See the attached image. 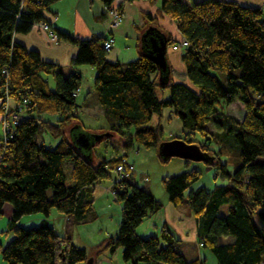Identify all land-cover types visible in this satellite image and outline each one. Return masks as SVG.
Listing matches in <instances>:
<instances>
[{
	"label": "trees",
	"instance_id": "16d2710c",
	"mask_svg": "<svg viewBox=\"0 0 264 264\" xmlns=\"http://www.w3.org/2000/svg\"><path fill=\"white\" fill-rule=\"evenodd\" d=\"M55 1L0 0V113L8 96L16 102L9 113L17 117L6 140L0 131V216L5 202L12 205L6 230L12 237L0 246L4 262L88 264L90 256L85 247L73 242L71 228L96 219V184L125 158V154L110 158L96 155L94 146L114 137L123 150L137 143L155 147L158 154V145L166 139L162 112L169 108L185 132L167 139L180 137L198 143L208 155L206 163L215 166L227 183L192 188L201 177L196 168L165 176L162 182L168 201L186 205L193 213L198 244L208 249L218 264H264V233L257 224V219L264 221V5L246 6L233 0H160V9L187 42L181 59L188 85L174 82L171 69L169 79L160 81L158 66L143 52L125 63L110 61L102 45L105 37L85 40L57 30L58 40L78 48L70 60L71 72L64 75L57 64L43 61L38 51L13 38L15 33L29 32L39 21L46 22L44 13ZM100 1L108 10L113 7L114 0ZM123 5L124 0L114 7L121 15ZM143 16L155 26L154 17ZM155 27L165 35L167 46L173 44L169 35ZM83 64L95 68L91 92L108 121V127H99L96 133L81 123L79 110L85 105L78 104L74 95L81 84L76 68ZM3 69L8 71L7 77ZM50 74L53 88L47 78ZM157 88H169L170 96L159 98ZM220 101L226 106L239 102L244 110L242 119L220 112ZM44 113L56 115V119L45 120L41 117ZM154 115L157 121L152 125ZM207 123H212L214 130ZM71 128L73 133L95 134H91L96 136L91 150L67 139ZM195 132L206 141L194 140L191 135ZM42 133L57 138L55 145L46 146L42 137L39 141ZM227 133L238 147L239 164L233 170L221 161L220 156L228 150L223 140L218 139L217 150L208 142ZM112 192L121 202V217L117 232L93 247L98 253H112L121 246L122 258L129 264L204 262L187 259L177 249L180 238L166 222L157 235L137 233L144 219L163 204L135 184L133 175L115 180ZM224 206L225 213H221ZM52 208L66 217L64 233L56 232L45 220L29 228L18 225L21 216L38 212L48 216Z\"/></svg>",
	"mask_w": 264,
	"mask_h": 264
},
{
	"label": "crops",
	"instance_id": "0c3cea01",
	"mask_svg": "<svg viewBox=\"0 0 264 264\" xmlns=\"http://www.w3.org/2000/svg\"><path fill=\"white\" fill-rule=\"evenodd\" d=\"M121 1L123 0H114L112 6L116 7ZM233 1L246 6L261 7L264 5V0ZM146 13L155 18V26L165 32L166 35H169L172 39V43H179L183 39L174 21L160 9V0H124L122 12L123 20L113 27L110 26L111 16L108 12V8L100 0H57L50 5L49 10L44 13V16L46 22L55 32H57V30L64 31L72 36L85 40H94L99 37H113V45L109 49L106 57L110 61L125 63L135 59L140 52H142L140 47V36L142 31L149 26L147 20L143 16V14ZM13 38L26 48L38 51L43 61L57 64L64 75L71 72L70 60L78 49L75 44L58 39L52 40L48 32L40 28L38 23H35L27 33H15ZM182 51L183 47L174 50L172 49V44H170L167 46L166 58L170 65L172 80L174 82H182L189 85L184 63L181 59ZM76 70L81 74V84L76 92V102L78 104L84 103L85 105L83 107L81 106L82 108L80 109L91 111L93 107H95L98 111L103 113L102 107L97 103L94 94L91 92L93 91V85L88 86V91L85 93L83 89V73L89 71V73L94 76L95 68L92 66L87 67L86 64H83L77 66ZM47 78L49 86L52 88L50 84L52 81L54 82L53 75L50 74ZM78 97H80V100L77 99ZM8 104L9 107H14L16 102L10 99ZM242 112L244 114L243 108ZM41 117L49 121H54L56 119V115L53 114L44 113ZM161 126L163 131L167 130L170 137L182 136L185 132L180 120L174 116L172 110L169 108L164 109L162 112ZM101 127L107 128L108 126ZM207 180L208 184L211 183L209 179ZM212 185L213 183L210 187ZM199 186L206 187L205 185H196L193 188ZM164 205L166 206V210H168L167 215L165 214L164 222H166L180 238V244L181 242H194L199 247L196 236V217L189 208L186 205L175 206L169 202L168 199ZM257 224L263 229L264 233V221L257 219ZM52 226L56 232H58L56 227L54 225ZM62 229V231H65V226ZM198 250L200 253L197 256ZM180 252L184 255L182 250H180ZM187 252L191 256L190 259L198 258L210 264H218L216 258L208 249L204 251V248L199 247L196 249V256H192L193 253L190 249L187 250ZM89 256L90 259L92 258V263L89 264H102L98 256L94 253H91Z\"/></svg>",
	"mask_w": 264,
	"mask_h": 264
},
{
	"label": "rangeland",
	"instance_id": "374dc122",
	"mask_svg": "<svg viewBox=\"0 0 264 264\" xmlns=\"http://www.w3.org/2000/svg\"><path fill=\"white\" fill-rule=\"evenodd\" d=\"M86 66L90 67L89 65ZM93 81L94 76H92L89 71H85L82 76L84 93L88 91V86L93 85ZM50 85L53 88L54 82L52 81ZM156 94L159 98H167L170 96V89L164 88L162 90L157 88ZM77 99L80 100V97H78ZM9 100L10 99L6 100L7 105H9ZM217 107L220 112L229 113L239 120H241L243 117L242 105L239 102H233L226 106L222 101H220V104ZM79 119L85 128L95 133L98 131L97 128L101 126H108V121L106 120L104 114L98 111V109L95 107H93V110L91 111H87L84 109L79 110ZM156 119L157 117L156 115H154L151 121L152 125L155 124ZM207 127L210 130H214V125L212 123H207ZM163 132L164 138L167 139L170 137L167 130ZM222 136L220 137V135L218 134V136L215 135L213 138H211L208 141L209 146L213 150H217L220 144V141L218 139L223 140L224 144L228 147V150L225 154L220 156L221 161L228 164L229 170H233L239 164V158L237 156L238 147L234 142V138L229 137V133L225 134V136L223 137ZM41 137L43 138L44 144L50 147L54 146L58 140L48 133H42L41 135H39V141L41 140ZM191 137L199 142L206 141L204 136L199 132H195L191 135ZM67 139L70 142L73 141V136L70 134V132H67ZM114 141H116V138L112 137L110 139L99 142L94 146V153L96 155H102L104 158H110L114 155L125 154V158L135 167V171L133 173L134 183L144 187L149 192H151L156 199L160 200L163 203V205L168 199L162 182L165 176L178 174L180 172L196 168L201 172V177L193 184L192 188L196 185H205L206 188H210V185L212 183H227L226 180L220 178L215 166L207 164L204 161L185 160L175 156L163 161L159 158L155 147H144L142 145L134 143L130 149L123 150L121 147L117 146ZM116 179L117 174L113 170H111L109 177L100 180L99 183L96 184L94 192V208L97 213L96 219L71 228L73 242L79 246L85 247L88 255H90L91 253L97 255L102 264L127 263L124 262L122 258L123 248L121 246H118L113 253H111L109 250H103L102 252L98 253V250H95L93 248L95 245L97 246L98 244H100L109 235H114L117 232L118 223L121 217V202L115 199L112 192L113 183ZM207 179L211 181V183H209L210 185L208 184ZM225 210L226 207H222L221 213H225ZM167 211L168 210H166V206L164 205L158 212L150 214L144 219L142 224L137 227V233L143 237L148 236L150 233L155 235L159 234V227L164 222L165 214L167 215ZM11 213V203L5 202L2 208V215L0 216V246L5 245L12 237V233L6 231L8 221L11 218ZM43 220L51 225H54L58 232L64 233V231H62V228H64L65 226L66 217L63 213L59 212L55 208H52L50 210V214L48 216L40 212L25 214L18 220V225L21 227L29 228L38 226ZM199 247L201 246L199 245ZM199 247L194 242H181L180 245H177V249L182 250L184 256L187 259L191 258L187 250H192V256H196V249H198ZM197 252L198 256L200 251L198 250ZM0 263L6 264L2 259L1 252Z\"/></svg>",
	"mask_w": 264,
	"mask_h": 264
},
{
	"label": "water",
	"instance_id": "95a60500",
	"mask_svg": "<svg viewBox=\"0 0 264 264\" xmlns=\"http://www.w3.org/2000/svg\"><path fill=\"white\" fill-rule=\"evenodd\" d=\"M140 47L141 51L158 66L160 71L159 80L166 82L169 79L170 67L166 58L167 43L165 35L155 26L149 25L141 33ZM73 126L76 127V125ZM72 130L71 128L69 131L73 136L72 143L81 149L91 150L92 141L96 138V136L94 138L92 135L95 134L83 131H76V134ZM158 155L165 160L175 156L185 160L208 161L207 153L200 148L198 143L188 142L180 137H172L161 141L158 145ZM90 260H88V264Z\"/></svg>",
	"mask_w": 264,
	"mask_h": 264
},
{
	"label": "built area",
	"instance_id": "2783aa9c",
	"mask_svg": "<svg viewBox=\"0 0 264 264\" xmlns=\"http://www.w3.org/2000/svg\"><path fill=\"white\" fill-rule=\"evenodd\" d=\"M108 12L111 16V21H110L111 27L116 26L122 22L123 17L117 11L116 8L112 7L108 10ZM38 24L43 30L48 32L52 40H57L56 33L50 28L47 22L39 21ZM113 42H114L113 37H108L104 39L102 43L103 48L108 51L112 47ZM186 44H187L186 40L182 39L179 43H173L172 49L174 50L180 49L181 47H184ZM2 72L7 77L8 71L6 69H3ZM76 92L77 91L74 92V95H76ZM8 99H12V98L7 96L6 100ZM9 108L11 107H9L7 103H5V105L3 106V111L1 113V118H0V128H1V133L3 135L4 140L8 138L11 126L17 122L16 114L9 113ZM113 171L117 174L116 181L120 182L122 179L127 178L130 175H133L135 171V167L131 162H128L126 158H122V160L114 167ZM199 245L201 246L202 244L199 243ZM202 264H210V263L204 261Z\"/></svg>",
	"mask_w": 264,
	"mask_h": 264
}]
</instances>
